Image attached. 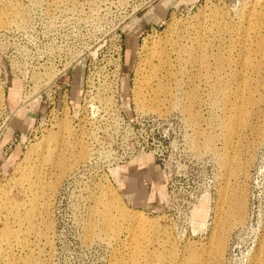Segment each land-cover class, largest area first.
Listing matches in <instances>:
<instances>
[{
  "label": "rangeland",
  "instance_id": "rangeland-1",
  "mask_svg": "<svg viewBox=\"0 0 264 264\" xmlns=\"http://www.w3.org/2000/svg\"><path fill=\"white\" fill-rule=\"evenodd\" d=\"M263 12L0 0V264H264Z\"/></svg>",
  "mask_w": 264,
  "mask_h": 264
},
{
  "label": "bare ground",
  "instance_id": "bare-ground-1",
  "mask_svg": "<svg viewBox=\"0 0 264 264\" xmlns=\"http://www.w3.org/2000/svg\"><path fill=\"white\" fill-rule=\"evenodd\" d=\"M263 17H264V12H263ZM255 27L256 28H258L260 31L262 30V28L264 27V24L263 23H257L256 25H255ZM256 28H255V30H256ZM259 31V32H260ZM262 32V31H261ZM260 35V34H259ZM260 42H259V44H258V50H259V53L261 54V60L259 61V64H256L255 66H258V67H260L261 66V64L262 63H264V45H263V43H264V33H261V36H260V40H259ZM159 53H161V52H159ZM162 54V53H161ZM190 55V54H189ZM191 56V55H190ZM189 56V57H190ZM194 57V56H193ZM197 57V56H196ZM205 57V56H204ZM160 58V60H159V64H166V63H168L164 58H162V57H159ZM166 58V57H165ZM195 58V57H194ZM189 59V58H188ZM187 59V60H188ZM192 59V58H191ZM196 59H200V61L199 60H196ZM196 59H193L194 61L196 60L197 62H200V63H203V61L205 62V58H196ZM185 61V60H184ZM190 61H192V60H190ZM190 61H188L189 63H190ZM195 61V62H196ZM171 62V61H170ZM187 61H185V63H186ZM194 63V62H193ZM199 63V64H200ZM196 64H198V63H196ZM167 65V64H166ZM166 65H164V66H166ZM192 65V64H191ZM194 66H195V63L193 64ZM192 65V66H193ZM202 65V64H201ZM153 66V65H152ZM158 66V65H157ZM203 66V65H202ZM154 67H156V65L154 64ZM186 67V66H185ZM205 67V66H204ZM257 67V69H259ZM151 69H153L154 70V68L152 67ZM152 70V76H149V77H146V78H148V82H150L151 80H153L154 81V79L153 78H155V80L157 81L155 84V87H152V89H153V97H152V99L153 100H156V101H158L159 99H160V97H161V94H162V92L163 91H165L166 89L164 88V85L165 84H163V81H162V76H160L159 75V73L160 72H158V70H159V68L158 69H155L154 71ZM165 77V76H164ZM199 78V77H198ZM145 79V78H144ZM147 80V79H146ZM146 84V83H145ZM151 90V89H150ZM167 92V91H166ZM168 93V92H167ZM166 93V94H167ZM151 99V100H152ZM163 99V98H162ZM161 100V99H160ZM77 147L78 148H75V150L73 151V153L75 154L74 155V161L75 162H78V161H81L84 157H85V155H86V147L83 145V144H78L77 145ZM73 150V149H72ZM59 164H61V163H59ZM110 199H112V196H110L109 197V200ZM108 200V199H107ZM240 201H241V199H239ZM237 204V203H236ZM244 204V203H243ZM240 206V205H239ZM241 207H243V206H241ZM239 211H241V210H239ZM242 212V211H241ZM241 212H240V214H241ZM27 214H28V217L31 215V212L28 210L27 211ZM25 217V216H24ZM106 219L108 220L109 219V216L106 214ZM17 237H18V235L15 233V230L12 228V226H9L8 224H6V226L3 228V230L1 231V234H0V256L1 255H3L4 254V248H3V244H5V245H12L11 244V242L14 240V239H17ZM18 240V239H17ZM220 245H221V243H220ZM8 247V246H7ZM6 251V250H5ZM260 253H261V255H263L264 254V241L261 243V245H260ZM1 258V257H0Z\"/></svg>",
  "mask_w": 264,
  "mask_h": 264
},
{
  "label": "crops",
  "instance_id": "crops-1",
  "mask_svg": "<svg viewBox=\"0 0 264 264\" xmlns=\"http://www.w3.org/2000/svg\"><path fill=\"white\" fill-rule=\"evenodd\" d=\"M134 175V174H132ZM130 180V181H129ZM134 179L129 177V179L125 182V190L126 194L130 198L133 203H143L149 200L150 195L147 192V186L144 185L140 179L138 182L134 183Z\"/></svg>",
  "mask_w": 264,
  "mask_h": 264
}]
</instances>
